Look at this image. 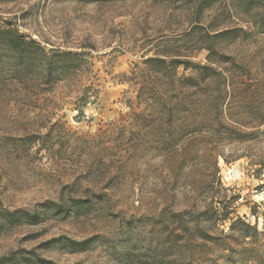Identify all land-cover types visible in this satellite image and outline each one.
I'll list each match as a JSON object with an SVG mask.
<instances>
[{
	"label": "rangeland",
	"instance_id": "1",
	"mask_svg": "<svg viewBox=\"0 0 264 264\" xmlns=\"http://www.w3.org/2000/svg\"><path fill=\"white\" fill-rule=\"evenodd\" d=\"M263 17L264 0H0V28L38 45L0 42V264H264ZM198 65L228 84L210 99L231 144L205 92L187 109L170 91Z\"/></svg>",
	"mask_w": 264,
	"mask_h": 264
},
{
	"label": "trees",
	"instance_id": "2",
	"mask_svg": "<svg viewBox=\"0 0 264 264\" xmlns=\"http://www.w3.org/2000/svg\"><path fill=\"white\" fill-rule=\"evenodd\" d=\"M264 22V17H263ZM0 42L6 44L8 47H10L13 50H16L18 52H30L33 51L32 48H34L37 44L33 39H26L23 35L17 34L14 29L11 28H0ZM38 46V45H37ZM176 60H170L166 61L165 58L162 57H150L145 60V63L147 64H156L160 65L159 68H157V73H165L168 69V67L171 65L170 69L172 73L176 75L175 67H176ZM222 73L220 71L215 70L213 67L209 65H198L194 68V75L193 76H183V77H175L171 83V90L173 93H175L177 99L176 104H179L182 107H187L189 109V105L193 106L194 103L189 99L188 97L190 94L192 96L198 95L199 92H205L207 96V107H209V111H212V121L208 122V127H210L209 133H212L215 135V143H218L222 141V139H226L231 144L233 140H235L238 136V130L236 126H233L229 124L224 118L218 115V105L220 107V103L218 104V101L216 100L217 97L212 96L210 99L211 92L214 93H220L221 91H227L228 84L225 82L221 83L219 80V76ZM161 86H153L151 88L152 91L154 90H160ZM200 90V91H199ZM161 91V90H160ZM151 96V95H150ZM181 96V97H178ZM209 97V100H208ZM188 100V102H187ZM190 103V104H189ZM173 108V106L168 105L167 100L162 99V102L160 104V118H166L165 121H167L169 117V111ZM224 136V138H223ZM214 137V136H213ZM215 148V147H214ZM215 156L216 160L220 156L224 162L230 161L232 158L225 156L222 152H219V150H215ZM233 157V155H231ZM258 170H263L264 168V161L257 163ZM61 208H59L56 211H60ZM20 211L19 214H17V218L20 217L25 220H29V217H32L33 214H30V212L26 210H18ZM225 212L224 215H228L229 212ZM6 213L11 216L14 215V213H17V211L9 212L6 211ZM174 223H176L175 230L179 231H188L190 232L192 229L194 232H196L197 237L206 239L208 236L206 234H202L203 232H200V230L195 229V227H190L184 224V220L181 218L180 213H173L171 216ZM10 219V218H9ZM33 219V218H32ZM234 225V222L230 224V227ZM247 226H249L247 224ZM256 230L255 227L249 226ZM57 241H61L63 245H66L67 247H70V249H80L83 244H86L88 241H76L70 238H64L59 237L56 239ZM81 246V247H80ZM82 249V248H81ZM15 254V253H14ZM13 253L8 256H4L0 258V263H8L13 260ZM24 262L21 260L15 259L17 264H58L51 260H46L44 258H40L36 256L35 258L31 257H25L23 258Z\"/></svg>",
	"mask_w": 264,
	"mask_h": 264
}]
</instances>
